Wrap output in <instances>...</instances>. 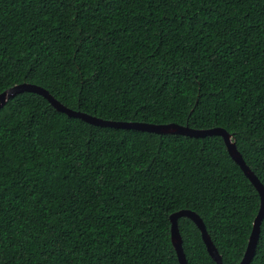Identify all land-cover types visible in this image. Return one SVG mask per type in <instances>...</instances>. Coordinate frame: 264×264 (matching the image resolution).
<instances>
[{
  "label": "trees",
  "instance_id": "trees-1",
  "mask_svg": "<svg viewBox=\"0 0 264 264\" xmlns=\"http://www.w3.org/2000/svg\"><path fill=\"white\" fill-rule=\"evenodd\" d=\"M21 83L102 119L223 127L264 185V0H0V94ZM260 201L219 135L96 126L28 91L0 109V264H180L181 209L239 264ZM179 228L189 264H217Z\"/></svg>",
  "mask_w": 264,
  "mask_h": 264
},
{
  "label": "water",
  "instance_id": "water-1",
  "mask_svg": "<svg viewBox=\"0 0 264 264\" xmlns=\"http://www.w3.org/2000/svg\"><path fill=\"white\" fill-rule=\"evenodd\" d=\"M33 92L45 97L53 107H55L59 112H63L70 117H75L82 119L83 121L104 127H114L119 129H135L140 131H147L157 134H178L190 137H206L212 135H219L224 139L227 150L232 157V159L241 167L245 175L251 181V183L257 189L260 195V208L257 216L255 217L253 229L251 231L248 245L245 254L239 264H250L253 260L257 246L261 235V225L264 219V185L255 172L247 165L243 155L239 151L236 141L233 139V135L229 133L223 127H211L196 129L189 125H183L179 123H149V122H139V121H117V120H107L102 119L97 116L91 115L89 113L83 112L81 110H75L65 106L57 98H55L47 89L44 87L33 84V83H21L17 84L0 94V109L5 106L8 100L18 93L22 92ZM181 217L190 218L201 231L202 238L206 244L207 250L210 256L217 264H223V258L220 254L217 246L215 245L211 235L208 232L207 226L202 219V217L195 211L191 209H181L170 215L171 222V241L177 252L178 260L180 264H189L187 255L183 248V238L179 228V219Z\"/></svg>",
  "mask_w": 264,
  "mask_h": 264
}]
</instances>
